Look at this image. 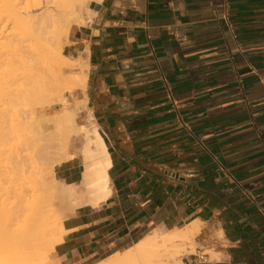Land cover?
Returning <instances> with one entry per match:
<instances>
[{"label": "crops", "instance_id": "obj_1", "mask_svg": "<svg viewBox=\"0 0 264 264\" xmlns=\"http://www.w3.org/2000/svg\"><path fill=\"white\" fill-rule=\"evenodd\" d=\"M88 7L65 49L88 61L111 192L63 219L54 263L96 264L153 228L199 219L204 241L223 231L220 257L185 264H264V0ZM82 170L76 156L55 177L75 183Z\"/></svg>", "mask_w": 264, "mask_h": 264}, {"label": "bare ground", "instance_id": "obj_2", "mask_svg": "<svg viewBox=\"0 0 264 264\" xmlns=\"http://www.w3.org/2000/svg\"><path fill=\"white\" fill-rule=\"evenodd\" d=\"M88 1L0 0V46L5 48L0 58V88L7 90L12 110L18 111L14 125L13 117L10 121L0 108V264H45L44 253L61 240V234L52 237L53 226L60 233L63 229V219L52 210L49 191L77 206L96 205L110 195L111 158L88 107V61L81 56L70 58L62 51L70 28L82 19V7L89 10ZM65 60H74L77 72L61 79ZM50 77L80 95L72 101L63 95L61 110L51 115L22 113L19 106L24 100L29 102L38 94L35 100L41 101L39 94L46 90ZM45 96L42 99L47 102ZM83 112L86 117L79 123L77 118ZM46 128L58 130L62 137L53 141L46 137ZM77 136L81 142L71 153L70 143ZM76 156L83 159L80 180L68 184L57 179L55 165ZM46 172L62 187H45ZM200 232L199 219L173 229L161 225L96 264H185V255L194 250L190 243Z\"/></svg>", "mask_w": 264, "mask_h": 264}, {"label": "rangeland", "instance_id": "obj_3", "mask_svg": "<svg viewBox=\"0 0 264 264\" xmlns=\"http://www.w3.org/2000/svg\"><path fill=\"white\" fill-rule=\"evenodd\" d=\"M81 14L84 16V17L82 16V19H81L82 22L79 21L78 24H74L72 27H78L81 24H85L86 23V19L87 18L88 19L91 18L90 11L88 10L86 5L82 7ZM71 28H70V30H71ZM69 33H70V31H69ZM69 33H68L67 37L64 36L66 38V40L63 39L65 42L67 41L66 43H64V47H63V50H62L64 55H66V49L65 48L69 44V41H68ZM4 50H5V48L3 46H0V58H3V56H1V55H2V52ZM56 59L61 61L59 58H56ZM67 62H68V60H65V64H64L65 67H64V69H62L61 79H63V78L65 79V77L68 74H70V73L77 72L76 65L73 63L74 60L73 61L69 60V62H68L69 64ZM51 78H53V79L51 80ZM48 80H50L49 81L50 83H48V85L47 84L45 85L47 87L46 90L43 89L42 93H40L41 95L39 94V97L41 96V98H40L41 101L40 100H35V99H38V94H37V97L36 96L32 97L34 99L31 98L32 100H29V102H28V100H24L23 104L21 106H19V108L21 107L20 111L22 113L29 114L30 116H33L34 113L36 114V116L40 115V114L51 115L52 113L61 110L62 105H63V102H62L61 98H62L63 95L67 96L68 100H70V101H72L76 97H78V95H79V91L78 90L70 91V90H67V89L63 88V86L61 85L60 81L58 79L55 80L54 77H50L49 79H47V81ZM55 81H56V84H54ZM50 84H51V86L56 87V89L53 88V89H55V91H53V89L51 88ZM44 95H46L45 97L48 98V100H47L48 103L45 100L46 98L42 99V97H44ZM6 96H7V90L5 88L4 89L0 88V108H4L6 110V112L9 114L8 117H10V121L13 120V124H14V122L16 120V119L14 120V118H15L14 115H16L15 113H17L18 111L15 112L16 110H14V111L12 110V106L10 105L9 100L7 99ZM33 100H34V102H32ZM42 101H43V104L41 103ZM33 111H34V113H31ZM12 112H14L13 115H11ZM35 114H34V117H35ZM11 117H13L12 120H11ZM84 119H85V115L82 114V115H80L77 118V121L79 123H82V122H84ZM38 124H39V122H37L35 125L34 124H32V125L36 126ZM42 125L44 126L45 124L43 123ZM31 126H30V129L34 128V127H31ZM16 127H18V126H16ZM46 130H47L46 137L52 138L53 141H56V139L58 137H62V135H61L62 133L60 134V132L58 130H55L54 128L53 129L46 128ZM80 142H81V137L80 136H77L75 139H73L72 142L70 143V151L73 152L74 149L77 147V145L80 144ZM48 149L49 150H53L51 147H48ZM53 154L54 153H52L51 155H53ZM78 158H79L80 162H82V164H83L82 157L78 156ZM55 167H56V165H55ZM55 167H54V173H55ZM45 176H46V179H47V181H45V187L48 188V187H50L52 185H54L57 188L58 187H62L60 183L53 182L51 180L52 176H51L50 173L46 172ZM49 192L47 194H48L50 200L53 202L52 210L54 211L55 215H58L62 219H64L66 217V215H68L71 212H73L74 209L77 207V205L72 204L68 200L64 201V200L57 199L55 197L54 193H51V192L49 193ZM204 226H206V224L201 222V231H202V228ZM53 228L54 229L52 231V237L57 238L59 236V234H60L59 229L55 225L53 226ZM219 231L214 229L208 236H205V239L207 237V240H205V241L202 238L204 235L200 236V233L197 234L196 237H194L193 241H191V243H190V247L192 245L194 247L193 248L194 249L193 252H190V253H188L185 256H189L190 257L191 255L194 256V254H205V257H208L211 260L218 259L220 257V253H218V251L220 250V248H221V246L223 244V236L221 235V233ZM52 251L53 250H48V251H46L44 253L45 256H46L44 258L45 264H55L53 259H52ZM198 251H200V252H198ZM46 253H47V255H46Z\"/></svg>", "mask_w": 264, "mask_h": 264}, {"label": "built area", "instance_id": "obj_4", "mask_svg": "<svg viewBox=\"0 0 264 264\" xmlns=\"http://www.w3.org/2000/svg\"><path fill=\"white\" fill-rule=\"evenodd\" d=\"M264 81V80H263ZM199 257V256H198ZM200 258L202 259V260H206V257H205V254H201V256H200Z\"/></svg>", "mask_w": 264, "mask_h": 264}]
</instances>
